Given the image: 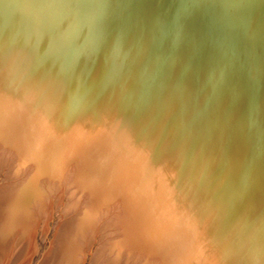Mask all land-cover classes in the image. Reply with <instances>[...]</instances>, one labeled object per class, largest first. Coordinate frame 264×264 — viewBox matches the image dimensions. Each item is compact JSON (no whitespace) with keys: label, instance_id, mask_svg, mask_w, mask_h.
<instances>
[{"label":"rangeland","instance_id":"374dc122","mask_svg":"<svg viewBox=\"0 0 264 264\" xmlns=\"http://www.w3.org/2000/svg\"><path fill=\"white\" fill-rule=\"evenodd\" d=\"M208 5V0H0V192L13 188L21 196L34 188L31 203L48 205L47 211L36 205V219L32 212L24 215L31 220L30 233L12 229L6 264H45L66 221L80 225L78 232L68 231L79 238L70 264H93L100 252L98 264H264V84H259L264 75L254 70L262 49L254 44L249 57L228 50L209 23ZM195 9L200 13L189 26ZM160 13L153 32L151 21ZM189 36L195 43L186 56L182 47ZM148 154L154 171L162 165L179 179V193L182 188L188 198H202L200 213L192 199L178 197L181 211L164 204L169 201L163 186L148 178L153 167ZM152 194L164 200L155 202ZM231 195L235 203L228 208ZM186 203L193 207L189 214L182 209ZM3 206L0 220L10 210ZM190 214L196 222L192 240L186 224L177 225L180 218L188 223ZM258 227L259 236L253 232ZM172 233L180 243L167 239Z\"/></svg>","mask_w":264,"mask_h":264},{"label":"bare ground","instance_id":"6f19581e","mask_svg":"<svg viewBox=\"0 0 264 264\" xmlns=\"http://www.w3.org/2000/svg\"><path fill=\"white\" fill-rule=\"evenodd\" d=\"M53 3H54V1H53ZM208 3H209V5H208V9L207 10H212V21L211 22H209V23H211V26H212V28H214L215 29V31H220L221 33H222V36H220V37H218L219 39H221L220 41H221V43L222 44H224L225 45V47L228 49H237L238 51H241V53H243L244 55H246L247 57H249V55L252 53V51H253V49L254 48H256V46L254 45V44H256V45H260V47H261V49H262V52H261V54L258 56V58L260 59V66H255L254 67V70L257 72V74H262V75H264V0H208ZM25 8V7H24ZM65 8V7H64ZM49 10H50V7H49ZM157 10V9H156ZM158 13V12H157ZM165 13H166V11H165ZM192 13H194V15L192 14ZM192 13H190V18H188L187 19V24L189 25V26H195V20L198 18V14L200 13L197 9H195V11L194 12H192ZM160 15H161V13L160 14H158V15H156L154 18H153V20L151 21V24H150V28H149V30H153V32H156V31H158V27H157V24H158V21H159V17H160ZM123 17V12L121 11V12H117V18H118V20H121V18ZM250 22H251V24H250ZM57 31V30H56ZM55 32V31H54ZM205 33H207V30H205L204 31ZM185 33V32H184ZM165 33H163V37H159V43L160 42H163L164 41V35ZM53 36H55L54 34H53ZM180 36V35H179ZM194 38L195 37H192V36H189V38H188V40H187V42H185L186 44L184 45V47H182V48H185L186 49V56H188L189 55V51L192 49V46L194 45ZM208 39L207 40H209L210 39V37H209V35H208V37H207ZM167 41V40H166ZM21 42V41H20ZM205 43V42H204ZM208 41H206V46H208ZM241 44L243 45V47L241 46ZM204 45V44H203ZM203 45H202V47H203ZM239 46H241L240 48H241V50L239 49ZM179 48L181 49V46H179ZM228 49V50H229ZM207 50V49H206ZM205 57V56H204ZM254 58H256V57H254ZM249 60H250V58H248ZM245 67V66H244ZM101 73V72H100ZM148 76V74L147 75H145V77H147ZM100 78V77H99ZM136 78H138L137 76H135V80L137 81V79ZM82 81V80H81ZM135 81V82H136ZM141 80H139L138 79V81H137V83L139 84V85H142L143 83H144V79H143V81H141ZM242 81V80H241ZM81 83V82H80ZM80 83H79V85H80ZM243 83V82H242ZM256 84V83H255ZM259 84L260 85H263L264 84V81H259ZM81 86H82V84H81ZM79 87L78 86V88H82V87ZM84 88V87H83ZM78 90V89H77ZM94 90V89H93ZM92 91V90H91ZM90 91V92H91ZM80 93V92H79ZM251 94V93H250ZM84 97H87V95H85ZM20 100V99H19ZM49 102V101H48ZM2 103V102H1ZM198 103V102H197ZM220 103V102H219ZM218 103V104H219ZM18 105V104H17ZM196 105V104H195ZM20 106H22L21 104H20ZM18 107H19V105H18ZM7 108V107H6ZM5 108V109H6ZM27 108H29V107H27ZM11 109H12V107H11ZM16 109H17V107H16ZM19 109V108H18ZM17 109V110H18ZM23 109V108H22ZM16 110V111H17ZM20 110V109H19ZM26 111V110H25ZM211 111V110H210ZM20 112V111H19ZM13 113H14V111H13ZM24 113V112H23ZM26 113V112H25ZM24 113V114H25ZM28 113V112H27ZM21 114V113H20ZM35 114V113H34ZM15 115H17V114H15ZM20 116V115H19ZM18 116V117H19ZM24 116V115H23ZM26 116V115H25ZM24 116V117H25ZM44 116V115H43ZM21 117H22V114H21ZM21 117L19 118V120H21ZM24 117H22V118H24ZM16 118V117H15ZM25 118H27V116L25 117ZM114 119V118H113ZM23 120H25V119H23ZM22 120V121H23ZM28 120H30L31 121V119L29 118ZM44 121H45V119H43ZM29 121V122H30ZM112 122H113V120H111ZM21 122V121H20ZM28 122V123H29ZM33 122V121H32ZM35 122V121H34ZM33 122V124H35ZM25 123V122H24ZM26 123H27V121H26ZM49 123V122H48ZM20 124V123H19ZM18 124V125H19ZM119 124V123H118ZM17 125V124H16ZM26 125V124H25ZM28 125L29 124H27V126L26 127H28ZM36 125V124H35ZM34 125V126H35ZM12 126V125H11ZM24 126V125H23ZM31 126H33V125H31ZM34 126L32 127V128H34ZM50 126H52V124L50 125ZM100 126V125H99ZM102 126V125H101ZM19 127V126H18ZM17 127V128H18ZM25 127V126H24ZM87 127V126H86ZM104 127V126H103ZM21 128V127H20ZM53 128H54V126H53ZM129 128H130V130H131V133L132 132H134L135 133V131H134V129H132L133 127H131V125L129 126ZM27 129V128H26ZM28 129H30V128H28ZM102 129V128H101ZM103 129H105V127L103 128ZM102 129V130H103ZM109 129V128H108ZM111 129H112V126H111ZM118 129V128H117ZM120 129V128H119ZM23 130V129H22ZM25 130V129H24ZM30 130H33V129H30ZM30 130H28V131H30ZM55 130V129H54ZM54 130H52V131H54ZM57 130V129H56ZM55 130V131H56ZM60 130V129H59ZM59 130H58V132H59ZM64 130H66V129H64ZM69 130V129H68ZM76 130V129H75ZM96 130V129H95ZM95 130H94V132H95ZM100 130V129H99ZM54 131V132H55ZM61 131V130H60ZM63 131V130H62ZM98 131V130H97ZM34 132V131H33ZM57 132V131H56ZM55 132V133H56ZM104 132V131H103ZM103 132L101 133V131H100V134L99 135H101V134H103ZM108 132H111V131H108ZM46 133H49V132H46ZM53 133V132H52ZM99 133V132H98ZM105 133V132H104ZM125 133V132H124ZM79 134H80V132H79ZM110 134V133H109ZM116 134H118V132L116 133ZM120 134V133H119ZM58 135V134H57ZM84 135V134H83ZM95 135V134H94ZM96 135H98V134H96ZM76 136V135H75ZM79 136V135H78ZM115 136H117V135H115ZM121 136V135H120ZM46 137V136H45ZM44 137V138H45ZM55 137V136H54ZM58 137V136H57ZM60 137V136H59ZM80 138H81V134H80V136H79ZM78 137V138H79ZM92 137H93V135H92ZM100 138L101 136H97L96 138ZM103 137V136H102ZM105 137H106V135H105ZM127 137H129V136H126V138ZM78 138H77V141H78ZM104 138V137H103ZM130 138V137H129ZM46 139V138H45ZM57 139V138H56ZM76 138L74 137V140H75ZM84 139V138H83ZM94 139V138H93ZM107 139V138H106ZM105 139V140H106ZM109 139V138H108ZM113 139V138H112ZM130 139H132V138H130ZM49 140V139H48ZM46 141V140H45ZM100 141H102L101 140V138H100ZM99 141V142H100ZM130 141V140H129ZM47 142V141H46ZM50 142V141H49ZM65 142V141H64ZM68 142V141H67ZM81 142V141H80ZM114 142V141H113ZM149 142V141H148ZM156 142H159V141H156ZM54 143H55V140H54ZM94 143H96L95 141H94ZM100 143H102V142H100ZM132 142H130L129 144H131ZM150 143V142H149ZM155 143V142H154ZM117 144H120V143H117ZM94 145V144H93ZM95 145H97V144H95ZM101 145V144H100ZM139 145V144H138ZM137 145V146H138ZM153 145V144H152ZM102 146V145H101ZM120 146H121V144H120ZM135 146V145H134ZM136 146V147H137ZM140 146V145H139ZM150 146H151V144H148V146H147V150H145L144 151V154H146V153H148V152H150ZM97 147V146H96ZM108 147V146H107ZM110 147V146H109ZM124 147V146H123ZM53 148V147H52ZM114 148V147H113ZM115 148H117V150H118V148L120 149V147H117V145H116V147ZM141 148H142V146H141ZM50 149V148H49ZM103 149V148H102ZM129 149H130V147H129ZM146 149V148H145ZM100 150H101V148H100ZM122 150H123V148H122ZM122 150H120V151H122ZM126 150V149H125ZM131 150V149H130ZM101 152H103V151H101ZM101 152H99V153H101ZM105 152V151H104ZM123 152H124V150H123ZM129 152V151H128ZM115 153V152H114ZM125 153H126V151H125ZM61 154V153H60ZM104 154V153H103ZM108 154V153H107ZM121 154H123V153H121ZM142 155H144L143 153H141ZM102 155V154H101ZM111 155V154H110ZM110 155H108L109 157H110ZM149 155V154H148ZM151 155V154H150ZM150 155L149 156H147V160L150 162L149 164L152 166L153 165V167L149 170V171H151V172H149V174H148V178L150 179L151 177V180L153 181L152 183H156V180H158L159 182H158V184H161V186H163V192H165V194H164V196H165V200L166 199H168V203H164V202H161V203H164V204H167L166 206L167 207H171V205H174L175 204V206L174 207H172L173 208V210H177L176 208H178V206L177 205H179V199H178V197H181V199L184 201L185 199L187 200V199H192L195 203H197L198 204V207L196 206V204L194 205L196 208H198L199 209V213H200V210L203 208V204L202 203H204V201H202V198L201 197H197V199H194L193 198V196H191V198H188L189 197V194H188V191H185V189H182L181 188V192L179 193V190H180V188H179V186H178V183H177V181L179 182V179L177 180V181H175L173 178H172V176L170 177V175H168L169 173L166 171V169H164L163 167H162V165H161V167L160 168H158V169H156L157 171H154V169H155V160H153L151 157H150ZM117 156H118V154H117ZM133 156V155H132ZM104 157V156H103ZM102 157V158H103ZM115 157V156H114ZM136 157V156H135ZM59 158V157H58ZM101 158V157H100ZM101 158V159H102ZM105 158V157H104ZM112 158V157H111ZM116 158V157H115ZM114 158V159H115ZM109 160H110V158H108ZM117 159V158H116ZM138 159V158H137ZM105 161H106V159H105ZM116 161V160H115ZM118 161V160H117ZM121 161V160H120ZM120 161H118V162H120ZM122 161H123V158H122ZM87 162V161H86ZM110 162V161H109ZM114 162V161H113ZM117 162V163H118ZM124 162V161H123ZM90 163V162H89ZM104 163V162H103ZM107 164V163H106ZM115 164H116V162H115ZM120 164V163H119ZM124 164V163H123ZM127 164V163H126ZM125 164V165H126ZM132 164V166H134L133 165V163H131ZM130 164V165H131ZM112 165V164H111ZM99 166V165H98ZM120 166V165H119ZM116 167H117V165H116ZM124 167V166H123ZM3 168V167H2ZM118 168V167H117ZM126 168H128V167H126ZM130 168V167H129ZM134 168V167H133ZM115 169V168H114ZM119 169H121V168H119ZM131 169V168H130ZM129 169V170H130ZM114 172V171H113ZM39 173V172H38ZM86 174V173H85ZM137 175H138V173H137ZM128 176H129V173H128ZM134 176H136V175H134ZM154 176V177H153ZM176 176V175H175ZM174 176V177H175ZM132 178H134L133 176H131ZM136 177H138V176H136ZM135 177V178H136ZM140 177H142L141 175H140ZM127 178H129V177H127ZM135 178H134V180H135ZM179 178V177H178ZM107 179V178H106ZM121 180V179H120ZM130 180V179H129ZM128 180V181H129ZM138 180H140V179H138ZM137 180V181H138ZM136 181V182H137ZM144 181H145V179H144ZM144 181H143V183H144ZM123 182V181H122ZM121 181H120V183H122ZM133 182V181H132ZM131 181L129 182V184L130 183H132ZM135 182V183H136ZM28 183V182H27ZM180 183V182H179ZM137 184V183H136ZM139 184V183H138ZM137 184V185H138ZM157 184V183H156ZM183 185V184H182ZM10 186V185H9ZM17 186V185H16ZM28 186H30V184L28 185ZM109 186V185H108ZM132 186H133V184H132ZM140 186V185H139ZM139 186H137V189L139 188ZM121 187V186H120ZM130 187H131V184H130ZM181 187V186H180ZM260 187V186H259ZM26 189H27V187H25ZM24 188V189H25ZM29 188V187H28ZM134 188V187H133ZM132 187H131V189H133ZM143 188V187H142ZM34 189V188H33ZM33 189H30V191L31 190H33ZM38 189V188H37ZM141 189V188H140ZM139 189V190H140ZM154 189V188H153ZM2 191L0 192V207H2L3 205L5 206L6 204H8V206H9V212H8V214H6V215H4L3 216V218L0 220V264H6L7 263V261L9 260V255H8V253H9V249H10V246H11V244H13L14 243V241H12V229H14L15 227H24L25 229H26V231H27V225H28V223L31 221H29L28 219H26V217H28V216H24L25 214L26 215H31V214H27L26 212H32V214H34V217H35V219L38 217V215H37V217H36V214H37V212H36V207L37 206H39V208H43V207H46V211H47V207H48V205L46 206V204L44 205V203H40V201L38 202H36V203H38V204H35V203H31V192L29 191H26L25 190V192L26 193H24L23 195H21V196H16L15 194H13V190L14 191H16L15 189H13V188H6V189H1ZM18 190V189H17ZM142 191H143V189H141ZM141 190H140V192H141ZM40 191V190H39ZM133 191V190H132ZM147 191V190H146ZM159 191V190H158ZM35 192H37V191H35ZM134 192V191H133ZM144 192V191H143ZM148 192V191H147ZM154 192V191H153ZM156 192V191H155ZM154 192V193H155ZM159 192H161V191H159ZM15 193V192H14ZM21 194V193H20ZM35 194V193H34ZM145 194H146V192H145ZM157 194V193H156ZM155 194V195H156ZM181 194V195H180ZM155 195L153 196V194L150 196V197H155ZM158 196H160V197H163V194H162V196L161 195H159L158 194ZM256 196V195H255ZM254 196V197H255ZM133 197H134V195H133ZM132 197V198H133ZM137 197V196H136ZM146 197V196H145ZM156 199H157V197H155ZM138 199V198H137ZM161 199V198H160ZM159 199V200H160ZM163 200H164V198H162ZM161 199V200H162ZM33 200H34V198H33ZM158 199L157 200H155V202L156 201H159ZM160 200V201H161ZM167 202V201H166ZM40 203V204H39ZM94 203V202H93ZM183 203V202H182ZM191 203H193V202H191ZM235 203V201H234V196L233 195H231V198H230V200H228L227 202H226V206L229 208V206L230 205H233ZM158 204V203H157ZM156 204V205H157ZM216 204V203H215ZM37 205V206H36ZM44 205V206H43ZM139 205V204H138ZM143 205V204H142ZM154 205V204H153ZM184 205V207L182 208L184 211L183 212H185V210H186V208L188 209L187 211H186V213L187 214H189V212L188 211H190V209H193V207H191V205H189L188 203H186V204H183ZM3 206V207H4ZM151 206V205H150ZM165 206V207H166ZM152 207V209H153V206H151ZM150 207V208H151ZM167 207H166V209H167ZM142 208V207H141ZM149 208V209H150ZM163 207H161V209H162ZM175 208V209H174ZM179 208H180V206H179ZM178 208V210H180ZM222 209H224L225 207L222 205V207H221ZM3 209H5V208H3ZM43 209H45V208H43ZM147 209H148V207H147ZM161 209H159V210H161ZM165 209V208H164ZM164 209H162V212H164V211H166V210H164ZM154 210V209H153ZM152 210V211H153ZM164 210V211H163ZM43 211V210H42ZM45 211V212H46ZM155 211V210H154ZM154 211H153V213H154ZM170 211V210H169ZM168 211V212H169ZM181 211V210H180ZM1 212V211H0ZM160 213L159 211H156V213ZM161 212V213H162ZM173 212H175V211H173ZM182 212V213H183ZM232 212V211H231ZM43 213V212H42ZM157 213V214H158ZM160 213V214H161ZM176 213V212H175ZM174 213V214H175ZM162 214H164V213H162ZM162 214H161V216H162ZM170 213H168V214H165V216L166 215H169ZM177 214V213H176ZM175 214V215H176ZM192 215H193V213H191ZM191 214H190V216H191ZM147 215V214H146ZM159 215V214H158ZM195 215H199V214H195ZM152 216V215H151ZM153 216H154V214H153ZM164 216V217H165ZM170 216V215H169ZM168 216V217H169ZM177 216H179V211H178V215ZM185 216V215H184ZM189 215H187V217H188ZM188 217L187 219H188V223H186V221L183 219V218H180V220H178L177 221V225H179L180 227H182V225L183 224H186V229L188 230V234H190L189 235V238H188V240L190 239V237H192V231L190 230L192 227L191 226H193V224L195 223L196 224V222H194L195 220H193L192 221V219L195 217V216H191V217ZM30 217V216H29ZM154 217H156V215L154 216ZM153 217V218H154ZM164 217H161V218H164ZM175 218H177L176 216H174ZM199 217V216H198ZM32 218V217H31ZM149 218V217H148ZM171 218V216L169 217V219ZM165 219H167V217L165 218ZM179 219V218H178ZM41 220V219H40ZM156 219H154V221H155ZM162 220V219H161ZM171 220H172V218H171ZM173 220H175V219H173ZM184 220V221H183ZM149 221H150V219H149ZM152 221V220H151ZM150 221V222H151ZM158 222H159V220H157ZM164 221V220H163ZM170 222V223H168L167 225H171L172 226V224L174 225V223L176 224V221L175 222H173V223H171V221L170 220H167V222ZM153 222V221H152ZM165 222V221H164ZM166 222V223H167ZM185 222V223H184ZM239 223H242L243 224V220L242 219H240L239 221H238ZM71 223V224H70ZM155 223H156V221H155ZM160 223V222H159ZM158 223V224H159ZM162 223V222H161ZM160 223V224H161ZM166 223H164V224H166ZM198 223V222H197ZM31 224H33V223H31ZM31 224H29V225H31ZM45 224V223H44ZM148 224H150V223H148ZM163 224V223H162ZM161 224V225H162ZM164 224H163V226H164ZM262 224H263V222H262ZM35 224H33V226H34ZM152 225H154L153 223L151 224V226ZM157 224H155V226H156ZM161 225H159V227H160V229H165V228H162L161 227ZM169 225V226H170ZM32 225H31V229H32V227H33ZM75 226H77V228L75 227ZM195 226V225H194ZM35 227V226H34ZM144 226H142V228H143ZM173 227V226H172ZM183 227H184V225H183ZM182 227V228H183ZM196 227V226H195ZM204 227V226H203ZM206 227L208 228V229H211L210 228V225H206ZM263 227H264V224H263ZM38 228V227H37ZM78 228L80 229V225H79V223L77 224L76 222H73V221H71V222H69V223H67V221L64 223V227H63V229L61 230V233H60V240H57L56 241V244H55V247H54V249H53V252H51L52 254H50L51 256H49L48 257V259H47V261L45 262V264H70V262H69V257L70 256H72L73 254L74 255H76L77 253H79V251H78V249L79 248H77L78 247V245H77V243L79 242L78 241V237L77 238H74V237H71V236H69L68 235V231L70 230V229H72V230H77V232H78ZM151 228V227H150ZM175 228H176V226H175ZM244 230H245V228L244 227H242ZM20 229H22V228H20ZM19 229V230H20ZM29 229V228H28ZM166 229H167V227H166ZM172 229H174V228H172ZM185 229V230H186ZM203 228H201V230H202ZM208 229H206V230H208ZM242 229V230H243ZM16 230H17V228H16ZM33 230H34V228H33ZM71 230V231H72ZM155 230V229H154ZM169 230H171V229H169ZM176 230V229H175ZM177 230H178V228H177ZM198 230H200L199 228H198ZM200 230V231H201ZM26 231H24V235L23 236H25V233H26ZM35 231V230H34ZM33 231V232H34ZM163 231V230H162ZM164 231H166V230H164ZM168 231V230H167ZM166 231V232H167ZM198 232V233H202V232ZM203 231V230H202ZM261 229L258 227L256 230H253V232H256V234H257V236H259L258 234L259 233H261ZM28 233H30L29 232V230L27 231ZM169 232H171V231H169ZM172 232H174V230L172 231ZM179 232H181V231H179ZM178 232V233H179ZM15 233V232H14ZM74 233V232H73ZM159 233H161V232H159ZM187 233H185V234H187ZM242 233H243V231H242ZM34 234V233H33ZM174 233H172V235H173ZM187 234V235H188ZM236 234V233H235ZM18 235V234H17ZM164 235V234H163ZM172 235H170L171 236V238H170V236H169V238L167 237V239H171V240H173L172 238H175L173 241L174 242H177L178 241V238H176V237H178V235L177 234H175V235H173V237H172ZM181 235V234H180ZM237 235V234H236ZM165 236V235H164ZM167 236V235H166ZM165 236V237H166ZM175 236V237H174ZM249 236V235H248ZM161 237V236H160ZM164 237V238H165ZM28 237L26 236V238L25 239H27ZM30 238V237H29ZM28 238V239H29ZM159 238V237H158ZM182 238V237H181ZM183 238H184V236H183ZM201 238V237H200ZM247 237H243V238H241L240 239V241H243V243L245 242V241H247V239H246ZM22 239V238H21ZM32 239V238H31ZM194 239V238H193ZM166 240V239H165ZM175 240H177V241H175ZM179 240L181 241V239H180V237H179ZM185 240V239H184ZM190 240H192V239H190ZM199 240H201V239H199ZM17 241V240H16ZM26 241V240H25ZM24 241V242H25ZM172 241V242H173ZM180 241H178L179 243H180ZM197 241V240H196ZM207 241V240H206ZM205 241V242H206ZM72 242V244H70V243ZM166 242H167V240H166ZM170 242V241H169ZM182 242H184V241H182ZM194 242V241H193ZM198 242H200V241H198ZM251 242H253V240H251ZM31 243H33V241L32 242H30V244ZM168 243V242H167ZM171 243V242H170ZM185 243V242H184ZM197 243V242H196ZM23 244V243H22ZM29 244V246H28V248L27 247H25L24 249H22L21 250V252H19V256L18 257H21V255H23L24 253H25V251L24 250H27V249H29V251H31L32 250V246ZM70 244V245H69ZM162 244V243H161ZM164 244V243H163ZM171 244H174V243H171ZM199 244H201V243H199ZM28 245V244H27ZM91 245V244H90ZM155 245V244H154ZM168 245V244H167ZM178 245H180V244H178ZM182 245V244H181ZM184 245V244H183ZM186 246H187V244H185ZM203 245V244H202ZM175 246V245H174ZM191 246V245H190ZM194 246V245H193ZM196 246H197V244H196ZM20 247V246H19ZM176 247V246H175ZM174 247V248H175ZM189 247V246H188ZM27 248V249H26ZM81 248V247H80ZM179 248V247H178ZM177 248V249H178ZM183 248H184V252H185V247H182V249L181 250H183ZM195 249V248H194ZM201 249H202V247H201ZM13 250H15V249H13ZM180 250V251H181ZM188 250H189V248H188ZM187 250V251H188ZM191 250V249H190ZM196 250V249H195ZM214 250V249H213ZM33 251V250H32ZM149 251V250H148ZM164 251H165V249H164ZM192 251H193V249H192ZM203 251V250H202ZM239 251H243L242 250V247H240L239 248ZM5 252H6V254H5ZM8 252V253H7ZM82 252V251H81ZM87 252V251H86ZM179 252V251H178ZM199 252V251H198ZM210 252V251H209ZM18 253V252H17ZM154 253V252H153ZM187 253V252H186ZM185 253V254H186ZM30 254V253H29ZM160 254V253H159ZM158 254V255H159ZM165 254H166V252H165ZM172 254V253H171ZM177 255H178V253H176ZM184 254V253H183ZM183 254H181V255H183ZM185 254L183 255V256H185ZM212 254V253H211ZM32 255V254H31ZM48 255H49V253H48ZM102 255V252H100L99 254H97V255H95L96 257H94L95 258V260H94V263L93 264H98V263H100V258L102 257L101 256ZM176 255V256H177ZM209 256H210V254H208ZM213 255V254H212ZM172 256V255H171ZM176 256H175V258H176ZM187 256V255H186ZM185 256V257H186ZM205 256H206V254H205ZM178 257V256H177ZM180 257V256H179ZM189 257V256H188ZM207 257V256H206ZM15 258H17V257H15ZM21 258H23V257H21ZM181 258V257H180ZM203 258H204V256H203ZM208 258V257H207ZM217 258V257H216ZM19 259V258H18ZM18 259H15V260H18ZM173 259V258H172ZM206 259V258H205ZM211 259V258H210ZM219 259V258H218ZM14 259H12V261H13ZM15 260H14V262H15ZM85 260V259H84ZM161 260H162V258H161ZM191 260V259H190ZM20 261V260H19ZM79 261H81V260H79ZM183 261V260H182ZM30 262V261H29ZM15 263H17V261L15 262ZM14 263V264H15ZM23 263H25V262H23ZM79 263V262H78ZM184 263H186L185 261H184ZM206 263H208L207 261H206ZM11 264V263H10ZM26 264H27V262H26ZM187 264V263H186ZM191 264V263H190ZM209 264V263H208Z\"/></svg>","mask_w":264,"mask_h":264}]
</instances>
